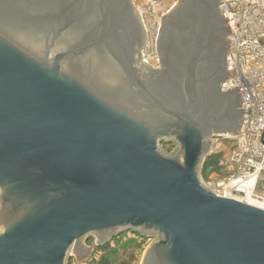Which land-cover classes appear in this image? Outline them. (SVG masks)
Instances as JSON below:
<instances>
[{"label": "water", "instance_id": "95a60500", "mask_svg": "<svg viewBox=\"0 0 264 264\" xmlns=\"http://www.w3.org/2000/svg\"><path fill=\"white\" fill-rule=\"evenodd\" d=\"M220 4L180 0L155 69L133 0H0V264L82 261L129 231L153 239L143 264H264V210L203 180L246 114L222 90Z\"/></svg>", "mask_w": 264, "mask_h": 264}, {"label": "built area", "instance_id": "2783aa9c", "mask_svg": "<svg viewBox=\"0 0 264 264\" xmlns=\"http://www.w3.org/2000/svg\"><path fill=\"white\" fill-rule=\"evenodd\" d=\"M222 15L228 18V24L235 35L236 44L229 49V80L222 84L223 92L234 88L243 91L246 114L240 124L242 133L235 136L220 135L233 141V150L227 157H218L222 147L212 144L211 156L216 159V166L209 168L214 173L223 169L221 176L212 181H205L219 197L230 198L256 206L264 210V0H222ZM140 12L143 26L147 33L143 59L153 68L161 65L157 51V37L163 19L168 14L160 0H150L145 5H136ZM219 136V137H220ZM241 198V199H238ZM259 201L260 207L250 204ZM69 264H88L84 259L78 261L73 254Z\"/></svg>", "mask_w": 264, "mask_h": 264}, {"label": "rangeland", "instance_id": "374dc122", "mask_svg": "<svg viewBox=\"0 0 264 264\" xmlns=\"http://www.w3.org/2000/svg\"><path fill=\"white\" fill-rule=\"evenodd\" d=\"M150 1V0H149ZM180 3V0H174L172 3L173 6L168 10V14L170 11L178 6ZM146 3H142V5H145ZM141 5V4H139ZM167 14V15H168ZM214 142L218 143L222 147L220 155L215 156L218 157H227L228 153L233 150V141L228 138L219 137V140H215ZM163 149L167 150L169 153H173L175 151V145L173 144H163ZM223 169H216L214 173L207 172V175L203 176V180L209 182L212 181L214 177L221 176L223 174ZM264 189V185L261 184L259 188V192L262 193ZM96 236L91 237L89 241L85 242L84 245H87L92 249V254L87 259L89 261L88 264H99L101 259L104 257H109L110 260H112V264H143L145 254L149 247L153 244V239H149L147 237H142L139 234H136L132 231L125 232L123 234L118 235L114 238L108 245H100L104 246L105 248L108 247L107 252H105L102 247L98 248L96 245ZM69 261H72L70 259Z\"/></svg>", "mask_w": 264, "mask_h": 264}, {"label": "trees", "instance_id": "16d2710c", "mask_svg": "<svg viewBox=\"0 0 264 264\" xmlns=\"http://www.w3.org/2000/svg\"><path fill=\"white\" fill-rule=\"evenodd\" d=\"M212 166H216V159H215L214 156H211V155H210V156L207 157V159H206V161H205V167H204V170H203V176L207 175V172L210 173V172H209V168L212 167ZM88 241H89V240H88ZM106 245H108V243H107ZM97 247H98V248H99V247H100V248L102 247V249H104L105 252L108 253V252H107L108 247L105 248L104 246H100V245L97 246ZM99 264H112V260H110L109 257H104V258L101 259V261H100Z\"/></svg>", "mask_w": 264, "mask_h": 264}, {"label": "crops", "instance_id": "0c3cea01", "mask_svg": "<svg viewBox=\"0 0 264 264\" xmlns=\"http://www.w3.org/2000/svg\"><path fill=\"white\" fill-rule=\"evenodd\" d=\"M133 1L136 5L149 2V0H133ZM160 1L163 2L166 10H170V8L173 6L172 3L174 2V0H160Z\"/></svg>", "mask_w": 264, "mask_h": 264}, {"label": "bare ground", "instance_id": "6f19581e", "mask_svg": "<svg viewBox=\"0 0 264 264\" xmlns=\"http://www.w3.org/2000/svg\"><path fill=\"white\" fill-rule=\"evenodd\" d=\"M238 199H241V198H238ZM250 204H252V205L255 204V205L259 206V207L261 205V203L259 201H255V200H253L252 202L250 201Z\"/></svg>", "mask_w": 264, "mask_h": 264}]
</instances>
